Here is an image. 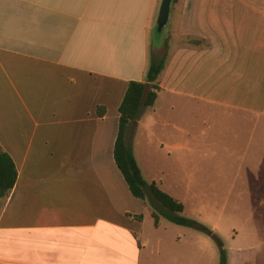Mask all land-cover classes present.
<instances>
[{
    "label": "crops",
    "instance_id": "obj_1",
    "mask_svg": "<svg viewBox=\"0 0 264 264\" xmlns=\"http://www.w3.org/2000/svg\"><path fill=\"white\" fill-rule=\"evenodd\" d=\"M160 3L0 0V147L17 172L0 196V264H219V250L191 260L172 224L155 227L114 161L119 106L156 59ZM163 39L156 101L125 141L144 180L184 206L178 189L206 182L189 164L204 140L192 126L230 116L213 170L218 221L228 211L235 225L227 264H264V0H179Z\"/></svg>",
    "mask_w": 264,
    "mask_h": 264
},
{
    "label": "trees",
    "instance_id": "obj_2",
    "mask_svg": "<svg viewBox=\"0 0 264 264\" xmlns=\"http://www.w3.org/2000/svg\"><path fill=\"white\" fill-rule=\"evenodd\" d=\"M176 0H172L171 5ZM165 27L159 34L164 33ZM158 33V32H157ZM165 67V58L152 59L146 75L145 82H130L122 103L119 106L118 134L114 145V161L121 172L129 191L133 197L142 200L151 209V217L155 227L158 226L160 218L168 222L193 229L206 235L214 241L219 250V264H227L226 252L221 239L212 229L202 224L181 217L184 206L161 191L155 182L147 183L137 165L132 149L125 141L128 128L134 124L143 113L154 106L157 98L158 78ZM17 180V172L12 159L0 147V196L9 194Z\"/></svg>",
    "mask_w": 264,
    "mask_h": 264
},
{
    "label": "rangeland",
    "instance_id": "obj_3",
    "mask_svg": "<svg viewBox=\"0 0 264 264\" xmlns=\"http://www.w3.org/2000/svg\"><path fill=\"white\" fill-rule=\"evenodd\" d=\"M178 1L176 0V3ZM163 38L164 33H154L150 40L152 47L154 48L158 44H161L164 40ZM152 47L149 51L150 56H155L156 59L165 58V48L153 50ZM165 99L161 97L157 108L162 106ZM196 122L192 128H196L199 134H204V140L196 142V144L200 145L201 143L203 146L195 147L194 152L191 153L192 155L190 154L189 164L190 166H196L200 170V175L206 179V182L205 184L203 183L204 188L200 189L199 193L196 190H188L185 194L183 190L178 189L177 195L184 201V212L181 214V217L194 220L208 229H212L214 224H218L223 231V236H220V239L225 249L231 244L226 234L230 231L232 225H235L230 222V219L226 218L228 211L218 221L220 206L214 205L213 201V170L216 165V160L220 159L219 154L223 151V148H228L223 145L228 146L229 143L228 137L230 135L231 117L218 113H210L207 116H200ZM160 222L163 224H172L164 218H160ZM170 226L171 229L168 231V234L174 241L176 240V235L180 236V242L178 243L185 248L184 251L189 248L188 255L191 260H198L194 248L199 254L205 252L207 260H209L213 252L211 247L213 250L217 249L214 241L204 234L187 227L180 228L174 224ZM176 243L174 242L173 244Z\"/></svg>",
    "mask_w": 264,
    "mask_h": 264
},
{
    "label": "water",
    "instance_id": "obj_4",
    "mask_svg": "<svg viewBox=\"0 0 264 264\" xmlns=\"http://www.w3.org/2000/svg\"><path fill=\"white\" fill-rule=\"evenodd\" d=\"M171 3L172 0H161L159 12H158V18L156 21L158 33L162 31V29L166 26L168 22Z\"/></svg>",
    "mask_w": 264,
    "mask_h": 264
}]
</instances>
